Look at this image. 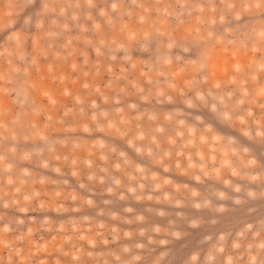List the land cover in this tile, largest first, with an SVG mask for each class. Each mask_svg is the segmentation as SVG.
<instances>
[{
  "label": "rangeland",
  "instance_id": "374dc122",
  "mask_svg": "<svg viewBox=\"0 0 264 264\" xmlns=\"http://www.w3.org/2000/svg\"><path fill=\"white\" fill-rule=\"evenodd\" d=\"M0 264H264V0H0Z\"/></svg>",
  "mask_w": 264,
  "mask_h": 264
}]
</instances>
